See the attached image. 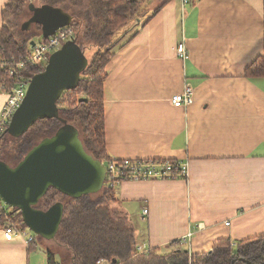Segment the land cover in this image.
<instances>
[{
	"label": "crops",
	"instance_id": "crops-1",
	"mask_svg": "<svg viewBox=\"0 0 264 264\" xmlns=\"http://www.w3.org/2000/svg\"><path fill=\"white\" fill-rule=\"evenodd\" d=\"M7 2L0 0V30ZM149 9L106 65V151L116 160L186 162L188 177L120 182L118 207L138 245L161 254L263 236L264 77L244 73L264 51V0H171L154 15ZM181 42L185 61L175 53ZM185 85L193 101L175 108L170 98ZM6 100L0 92V111ZM18 229L6 241L0 225V264H47L43 246L28 251L34 236Z\"/></svg>",
	"mask_w": 264,
	"mask_h": 264
},
{
	"label": "trees",
	"instance_id": "trees-1",
	"mask_svg": "<svg viewBox=\"0 0 264 264\" xmlns=\"http://www.w3.org/2000/svg\"><path fill=\"white\" fill-rule=\"evenodd\" d=\"M143 1L39 0L40 6L58 7L72 16L73 20L66 29L71 30V40L80 49L84 58L86 50L92 49L94 52L88 60L86 69L80 75L77 88L63 92L57 101L59 119L39 120L19 138H12L5 132L0 136V161L15 166L43 138L54 135L65 121L78 130L86 152L107 166L110 158L107 155L105 138L106 65L112 58L114 50L128 43L135 35L134 23L146 15L147 11L143 8ZM168 1L171 0H161L151 15L157 13ZM187 1L189 5H194L198 0ZM31 7L36 6L31 4L30 0H8L2 8L4 25L0 30V86L4 89L17 86L21 79L29 81L44 68L26 64L24 69L10 77L11 65H1L11 57L15 60L25 58L29 54L31 42L48 41L41 37L40 26L33 25L35 31H24L20 25L16 30L9 20L10 17L16 19L29 14L31 16ZM123 27L125 33L116 39V34ZM244 76L264 77V51L246 68ZM7 142L11 145L6 144ZM57 202L63 204V216L55 237L66 248L71 264H96L101 258L113 260L116 264L264 263V235L238 242L218 239L207 253L191 254L186 249H174L167 254H161L157 249L139 253L134 227L127 214L116 209L118 200L115 190L114 187L107 185V181L100 193L77 199L49 188L36 208L46 211ZM110 204L116 207L112 208ZM17 218L16 227L26 229L20 214ZM41 241L42 238L35 236L28 242V251L37 250L39 245H42ZM44 250L47 264H56L55 252L45 248Z\"/></svg>",
	"mask_w": 264,
	"mask_h": 264
},
{
	"label": "water",
	"instance_id": "water-1",
	"mask_svg": "<svg viewBox=\"0 0 264 264\" xmlns=\"http://www.w3.org/2000/svg\"><path fill=\"white\" fill-rule=\"evenodd\" d=\"M31 12L21 29L29 31L32 25H38L43 39L52 37L73 20L69 13L50 5L31 7ZM87 65L88 60L72 40L51 53L43 70L29 80L7 134L19 138L39 120L59 119L57 101L63 92L77 88ZM105 178V167L86 152L78 130L63 121L54 135L43 138L15 166L0 161V201L19 211L29 232L49 241L59 229L63 204L57 202L46 211L37 209L48 189L77 199L98 193Z\"/></svg>",
	"mask_w": 264,
	"mask_h": 264
},
{
	"label": "built area",
	"instance_id": "built-area-1",
	"mask_svg": "<svg viewBox=\"0 0 264 264\" xmlns=\"http://www.w3.org/2000/svg\"><path fill=\"white\" fill-rule=\"evenodd\" d=\"M183 5H187V0H182ZM72 32L66 28L58 30L52 37H49L44 43L36 42L34 46L30 47L29 54L25 58L15 60L11 57L7 62H2V66H10L9 75L13 77L16 72L24 69L26 64L35 66H45L48 57L51 53L59 49L63 43L71 40ZM176 57L185 61L188 59L189 54L183 42L178 43L175 48ZM29 81L21 79L18 81L17 86L4 89L0 86V92L6 94L7 100L0 111V136H2L8 127L12 115L21 104ZM193 101V89L187 85L184 86L180 93L174 94L170 98L172 106L175 108H185L190 106ZM104 166V165H103ZM106 170L107 185L115 187L123 181H149V180H185L188 177V165L182 161L171 160H116L110 159ZM147 209H143L142 216L147 215ZM18 210L5 206L0 201V217L5 219V223L1 226L3 238L6 241H11L16 234L21 231L16 227L13 222L14 215L18 216ZM192 236L189 232L187 236L183 237L179 243H183ZM33 238H29V241ZM148 249L138 245L137 251L142 253ZM96 264H116L113 260L101 258L96 261Z\"/></svg>",
	"mask_w": 264,
	"mask_h": 264
},
{
	"label": "rangeland",
	"instance_id": "rangeland-1",
	"mask_svg": "<svg viewBox=\"0 0 264 264\" xmlns=\"http://www.w3.org/2000/svg\"><path fill=\"white\" fill-rule=\"evenodd\" d=\"M161 2V0H150V1H147V0H144L142 2V5H144V9L147 10L146 11V14L150 11L149 7H152L153 9ZM30 3L33 4L34 6L36 7H40V2L39 0H30ZM152 9V11H153ZM30 17V14L29 15H25L23 17H20V18H12L10 17L9 20L11 21V23L14 25V29L18 30L19 26L24 23L26 20H28V18ZM145 15L142 16L141 18L137 19V21L134 23V26H136L137 24H139V22L144 19ZM11 24V25H12ZM128 27V26H126ZM21 28V26H20ZM30 31H35V28L34 26L32 25V27L30 28ZM125 28L123 27V29H120L118 31V33L116 34V39L119 38V36H121V34L124 32L125 33ZM94 52V50L90 49V50H86V59L89 60L92 56V53ZM6 144H9V142H7ZM11 145V143L9 144ZM0 147H1V144H0ZM8 150L10 149L9 147H7ZM101 190L98 192L100 193ZM97 194V193H96ZM111 205V204H110ZM112 208H115L114 205H111ZM116 209L119 211H121V209L119 207H116ZM13 221H14V224H17V221H18V218H17V215L15 216L14 215V218H13ZM5 223V219L0 217V225L2 226L3 224ZM19 226V225H17ZM28 232V230H27ZM29 234L31 232H28ZM32 236V235H31ZM35 237V235H33ZM41 244L43 246V248L45 249H50L52 250L53 252H55V257L57 256L60 260V263H64V264H71L70 263V260H69V255H68V252L66 250V248L64 246H62L59 242V240L57 239V237H55L53 240H44L42 239L41 241ZM56 259V258H55Z\"/></svg>",
	"mask_w": 264,
	"mask_h": 264
}]
</instances>
